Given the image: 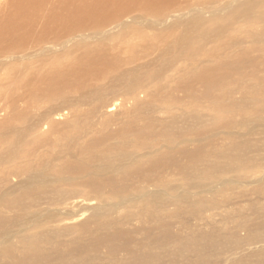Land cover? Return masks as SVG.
Here are the masks:
<instances>
[{"label": "bare ground", "instance_id": "1", "mask_svg": "<svg viewBox=\"0 0 264 264\" xmlns=\"http://www.w3.org/2000/svg\"><path fill=\"white\" fill-rule=\"evenodd\" d=\"M164 1L10 0L0 15V264H221L242 245L240 232L248 244L264 238L254 232L264 208L240 218L219 210L232 202L219 191L227 183L238 194L252 180L264 190V103L247 89L217 104L218 119L198 108L200 92L264 71V0H227L232 10L212 24L196 18L198 31L159 33V44L130 23L62 39L42 32ZM223 1L207 8L227 9L215 7ZM198 34V47L185 41ZM258 128L257 137H241ZM41 205L49 212L36 231ZM208 212L207 232L191 226L190 238L169 240L167 229L184 232L191 219L201 230ZM223 226L217 241L214 228Z\"/></svg>", "mask_w": 264, "mask_h": 264}, {"label": "rangeland", "instance_id": "2", "mask_svg": "<svg viewBox=\"0 0 264 264\" xmlns=\"http://www.w3.org/2000/svg\"><path fill=\"white\" fill-rule=\"evenodd\" d=\"M226 1L227 0H224L221 5H218L215 7L221 8L225 5L228 6V4L225 3ZM5 2H6V0H0V15H1V17L5 15L7 10L9 11V5L8 4H10V0H7V3H5ZM217 3H219L218 0H165L162 5L166 6V7H163L161 5L160 9H158V10L144 12L145 8H143V6H141L140 3L136 2V3H134V5L133 4H126L125 6H121L120 9L118 8V10L113 9V12H111L109 14L107 13V16L105 18L103 17L97 21L80 19L79 21L81 23H84L81 26L75 25L74 28L72 27L71 29L69 28L67 30L65 28V30H64L63 27L61 28L60 25H58V27L54 28V30L51 29V27H48L42 32L44 34L46 33L45 35L47 37L50 35V37H48V38H51L52 34H57L56 37L53 35V38L54 37L57 38V36H59L60 39H62L65 37V35L68 34V32H82V33L105 32L106 28H109L110 26H112L116 23H120V26L117 27L116 30L110 31V32H122L124 30V29L122 30V25L130 23L132 26L129 27L128 29H132V32H140V34L142 32H144V34L149 39L153 40L156 44H159V43H157V40H156V38H157L156 35L159 33L165 34V37L167 35H170L169 39H173L171 36L172 34H177V36L184 35V33L193 32V27H194V31L196 32V31H198V28L196 27V23H192V21L194 19H196V18L201 19L202 24H204V27H205L209 23L212 24V19L214 17H216L217 15H223L226 12L232 10V8H233V5L228 6L227 9L226 8L224 10L218 9L216 11L214 10V8H213V10H210V8H207V7H210V6L217 4ZM5 6H7V7H5ZM196 6L198 8H195ZM189 7H190V9H188ZM199 8H205L206 12H202V10L200 11ZM185 9H187V10H185ZM179 10H185V11L182 12ZM179 12H182V13H179ZM172 14H181V15L178 17L174 16V17L170 18V16ZM215 21H222V20L218 19ZM73 22H74V19H73ZM239 25H244L243 26L244 30L246 28H248V24L246 22H241V24H239ZM22 32H24V31H22ZM42 32H41V29L38 27V25H37V27L30 30V32H29L30 35L27 38L26 44L31 47L32 45L34 46V45H36V43H39V41L35 42L36 41V35L37 34L41 35ZM224 35H227V34L225 33ZM197 36H198V38H197ZM150 37H153L155 39L150 38ZM198 39H199V34L195 35L192 39L190 37H188L185 39V41L187 43L193 42L190 45L193 47V45L197 46L196 42H198L200 40V39L199 40ZM205 41L206 40H203L201 38L200 43L205 42ZM212 41H215V40H212ZM158 42L163 43L162 40H159ZM209 44H210V41L208 42V45H206V47H209L210 46ZM185 49H187V48H185ZM261 53L262 54H260V52H259L260 55H264V48L261 49ZM203 63H202V61H200V64H201L200 67H202V68H204L205 65L207 66V62H203ZM247 73L244 74L245 76L242 74L234 75V79H236L235 81L232 80L230 82H226V83L224 82L223 83L224 86H226V87L220 88V86L218 85L219 87L216 86V88L215 87L213 89L210 88L209 92H202L203 94L200 92L199 97H201V98L198 101V105L201 107L198 106V108L201 110V112L204 113V115H205V113H206V115H209L206 117H208L210 119H216L217 117H215V114H216L215 110L217 108L216 107L217 104H225V103L229 102V100L232 97L233 98L234 97L239 98L241 93H243L247 89L251 92L253 91L252 95L250 93L249 94L252 97L257 98L256 100L254 98L255 101H258V99L260 98V102H258V104H263L264 103V100H263V97H264V94H263L264 93V71H263V69L260 68V70H257V74H256L257 76L254 75L256 77L251 75L250 72H247ZM4 74H5V72H4ZM4 74H3V72L0 73V79L3 77ZM240 81H242V82H240ZM237 82H238L239 87L240 86L244 87L242 90L240 89L239 92H236L235 90L232 89V87H233L232 85L235 86L237 84ZM255 82H257L258 84ZM240 84H242V85H240ZM260 88H261V91L257 92L258 90H260ZM223 89H227L228 94H230L232 96L227 98L225 90H223ZM251 89H253V90H251ZM211 91H213V92H211ZM247 96H248V93H247ZM220 101H222V102L220 103ZM212 102H213V106H211ZM210 106L212 107V109H210ZM204 107H206V108H204ZM211 110L212 111L214 110V111L212 112ZM244 116L245 115H243V118L241 115H237L236 118H233V116H230V117L235 122L238 120H240V121L244 120L246 122V117L244 118ZM210 123H212V121L209 120V124ZM216 123H218V122H216ZM223 129H224V126H219L217 131L222 132V131H224ZM261 132L262 131L260 130V128H258L254 134L241 133V137H245V138L253 137L254 138V137H257L258 135H260ZM253 141H255V140H253ZM212 142H213L214 146H220L221 147L223 144L222 141H220L218 139H216V140L213 139ZM209 147H211V146H209ZM227 148H230V145H227ZM227 184L229 187L225 188L222 186L219 188V191L221 193L228 194V196L232 199V202L229 204V206H225L222 209L219 208L220 212L221 211L227 212L230 214V216L237 217V218L238 217L240 218V216L243 214H244V216L252 217V216H254V214H256V215L258 214L257 211H255L253 214H251L252 211L256 210L259 207L264 208V190L257 189V188H261V186H262L258 180H252L251 182H249L247 184L240 185L241 194H238V192L235 193L234 188H230V186H232L234 183H227ZM216 200L221 201L222 197H217ZM92 205H94V204H92ZM172 207L173 206H171V208ZM243 209H244V211H243ZM36 210H37V213H36V231H39V230H43V228L45 227L44 219H47V217H45V214H47L49 212V210L46 209L45 207H43L42 205L39 206ZM88 214H90V210L87 211V215ZM211 214H218V212L212 211ZM206 215H207L206 219L204 221H201V224H200L202 227L201 230H200V227L198 225V222L196 223L192 219L190 220L189 224H185L186 228H184V230H185L184 232L181 231V227L177 228L179 231H181L178 234L175 233L174 227H170V229H167V231H169L171 234V236L169 237V240H172L174 242V240H175V239L173 240L174 235L175 236L177 235V237H178V236H181V234L185 235V237L187 234H189V238H190L191 226H197V229H199V232H203V231L207 232L209 230L208 222H209L210 218H208V216L210 215V212L206 213ZM261 217L264 219V213L261 214ZM79 220H81V219H79ZM74 223H76V222L71 221L70 224H74ZM37 225H39V226H37ZM224 227L225 226H223L221 229H219V227L214 228L215 231L216 230L218 231V233H216L217 237L216 238L213 237L217 241L221 240L220 238L223 234ZM135 229H137V227H135ZM254 232L256 234L258 233L260 236V234L262 232L264 234V227L255 229ZM172 235H173V237H172ZM195 236L192 238V240L195 238ZM185 237H183V238H185ZM244 238H245V232L242 231L239 234V240H241L242 245L240 246V248L233 251V254L230 255L231 258L229 260L223 261L221 264H233V262L235 263V261L238 264H264V238L257 244H248V242H246L244 240ZM180 239L181 238H178L177 240L180 242ZM102 252L105 253V249H103ZM103 262H101V263H103Z\"/></svg>", "mask_w": 264, "mask_h": 264}]
</instances>
